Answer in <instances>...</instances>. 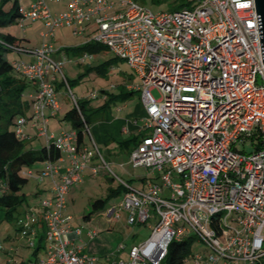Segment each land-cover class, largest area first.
Here are the masks:
<instances>
[{
    "label": "built area",
    "instance_id": "1",
    "mask_svg": "<svg viewBox=\"0 0 264 264\" xmlns=\"http://www.w3.org/2000/svg\"><path fill=\"white\" fill-rule=\"evenodd\" d=\"M60 1L66 4L61 11L51 12L47 0H32L18 12L22 26L25 20H42L44 29L35 59L13 62L14 72L34 85L25 95L30 115L15 119V135L28 139L30 126L44 139L48 153L52 145L59 151L41 169L21 171L51 182L50 195L40 199V215L27 208L15 220L30 246L38 237L36 226L45 228L43 255L37 253L27 263L97 260L75 245L82 229L73 227L66 209L70 187L82 180L81 171L89 167L94 176L99 163L91 159L104 160L93 139L91 146H78L77 130L55 134L48 128L59 109L58 73L76 105L62 64L50 56L54 49L48 39L60 26L81 34L85 25L94 23L91 38L124 60L140 79L127 88L140 93L150 132L130 150L129 163L158 179L145 188L119 180L125 189L119 206L128 213V223L147 221L150 211L158 219L150 234L129 248L127 259L109 264H159L169 242L187 230L213 249L214 261L222 256L225 264H264V83H257L258 78L264 82V46L254 0H189L190 6L156 12L135 0ZM82 133L90 134L86 122ZM246 144L254 150L240 149ZM107 216L121 217L114 205L107 207ZM85 234L92 239L97 232L89 228ZM192 258L194 264H207L201 254Z\"/></svg>",
    "mask_w": 264,
    "mask_h": 264
},
{
    "label": "rangeland",
    "instance_id": "2",
    "mask_svg": "<svg viewBox=\"0 0 264 264\" xmlns=\"http://www.w3.org/2000/svg\"><path fill=\"white\" fill-rule=\"evenodd\" d=\"M136 2L141 3L142 5L147 6L152 11H170L180 8L177 3H172L171 0H161L159 2H153V0H135ZM22 3H24L22 1ZM47 4L51 12L56 10H61L65 8L66 4L64 1H55L47 0ZM11 5V0L6 3V8ZM190 6V5H188ZM43 21L36 20L30 21L25 20L24 26L21 23L14 21L12 24L5 26L3 28L4 32H11L21 38L23 35H32L31 41L35 43L38 38L37 32L38 29L42 28ZM94 23H89L82 34L73 33L72 29L65 27H58L54 36L50 39V43L53 46V49L63 48L69 57H72L71 48L82 43L86 37L91 38L94 35L95 30ZM26 32H28L26 34ZM40 44L42 42V37L40 36ZM86 61L82 63H75V59L72 58L73 62H67L62 66V72L70 80L71 85L69 89L76 99L87 98L91 101L92 105H98L107 98L108 95L102 94V90H106V93H118L120 87L125 84L126 80L124 76L130 75L128 79L130 84L138 85L140 84V79L134 76L132 70L128 64L116 57L113 52L109 49L101 48L97 51H90L87 53ZM4 56L9 61H17L23 59L22 54L16 50H6L4 51ZM102 66L101 70H97L96 67ZM58 80L61 81L60 74H57ZM127 81V82H128ZM125 82V83H124ZM61 83V82H59ZM259 85H262L260 78H258ZM57 97L61 107L56 111L58 117L62 116L69 108L74 105L72 98L67 93L68 88L65 84H58ZM130 98L120 99L115 98V102L112 103L109 108L112 111L113 115L117 117L125 118L124 115L126 112L132 110L133 105L139 100L137 91ZM96 93V97H92L91 94ZM152 93L159 97V92L157 89H152ZM27 93H24V96ZM26 97V96H25ZM128 106L125 109V106ZM50 124L54 122L56 117H50ZM105 116H94L92 121L89 123L91 127V136L87 133L85 135V141L91 146L92 139L95 141V145L99 149L100 155L103 158L104 162L102 163L98 158H93V163L98 164V173L96 176L91 177L87 176L85 180L79 183H75L70 187V193L67 196V209L66 212L72 216L71 224L73 227H80L82 229L81 238L77 239L79 245H84L88 237L85 234L86 231L90 228L98 232L99 240H101L105 245L104 255L100 256L95 264H109V261L113 259H127V253L129 248L133 244H138V242L144 240L151 231V227L158 219V214L150 211V218L146 222L135 221L134 223H128L127 217L128 213L125 209H121L119 203L121 202L124 191L121 189L119 192H115V189H119V180H130L132 184L136 186L139 183L138 176H145L146 182L158 180L155 179V176L147 172L143 167H133L129 163V150L128 149H114L113 145L100 144L96 140L97 132H102L107 129L108 125L103 123ZM66 121V120H64ZM63 122V127H67V122ZM102 123L101 125H99ZM118 124V123H117ZM96 125L97 131H94V126ZM61 126V127H62ZM70 126V125H68ZM93 127V128H92ZM51 130V127H50ZM56 133L58 131H55ZM131 138L138 137V132L130 133ZM91 137V138H90ZM123 137V136H122ZM127 137V135H124ZM42 137L33 138L31 141L32 144L27 143L26 147L28 148H39L42 144ZM92 143V144H91ZM32 146V147H31ZM240 149H243L245 152H251L254 150L253 146L246 144L245 146H240ZM43 162H36L30 168H25L26 170L31 169L35 171L37 168L42 167ZM106 164L107 166H105ZM43 184L39 179L35 177H29L26 184L21 188V192L24 193L25 199L17 205L16 209L13 210V215L9 218L3 217L0 221V243L3 246V250L0 251V264H28L27 261L33 257V251L35 249L38 237L42 236L44 238L45 228H40L41 223L36 226L39 231L38 237L35 238V246H30L29 240L26 237L20 235L18 231L17 221H15L18 215L23 212L26 208H32L36 213H41V208L39 206L41 197L45 196L44 191L40 188ZM37 192V193H35ZM97 198H108V206L114 205L119 211L121 217L119 219L112 220L111 217L107 216V207L100 214H97L95 211H92V202ZM91 212L89 218H84L83 216ZM109 220V221H108ZM111 220V221H110ZM42 222V220H41ZM108 222V223H107ZM182 224V223H181ZM184 239L190 242V253L191 254H201L204 256V261L207 264H225V258H221L217 261H214L210 258L212 255L213 249L209 248L199 237L195 234L194 231L187 230ZM122 243L123 248L111 254V252L116 248V246ZM46 243L45 240H42V246L39 249V256H42L44 253V247ZM109 258V259H107ZM21 260L23 262L21 263ZM186 264H194L192 256L188 258ZM239 264H246L241 261Z\"/></svg>",
    "mask_w": 264,
    "mask_h": 264
},
{
    "label": "trees",
    "instance_id": "3",
    "mask_svg": "<svg viewBox=\"0 0 264 264\" xmlns=\"http://www.w3.org/2000/svg\"><path fill=\"white\" fill-rule=\"evenodd\" d=\"M9 0H0V208L5 210V218H9L13 215V210L24 199L25 195L21 192V188L27 183V176L22 175L21 171L25 168H30L36 162L44 161L47 157L57 158L59 151L51 146V150L48 153L43 146L32 149L26 147L27 142L17 138L15 135V119L21 115H30V103L23 99V94L29 86L30 82L26 79L20 78L14 72V64L4 56L6 50H16L17 48L24 46L16 42V37L10 32H4L2 29L5 26L12 24L14 21L20 22L19 12V0H11V5L6 8V3ZM161 0H153V2H159ZM172 3H177L179 7L190 5L189 0H171ZM108 47L96 40L89 39L83 45L75 46L71 48V51L87 52L97 51ZM20 52V51H19ZM102 66L96 67L99 71ZM67 83L70 86L71 82L66 77ZM61 83L64 84L63 81ZM118 93H106V90H102L107 98L104 102L98 105H92L91 101L87 98L76 99V105L74 104L64 114L63 119L68 120L71 127L77 130V144L83 142L82 126L84 122L90 123L92 117L100 116L105 113L109 106L115 102V98L125 99L130 97L135 90H126L124 86L120 87ZM137 137L122 139L120 141L123 149H128L129 153L133 146L137 143ZM147 177H142L145 179ZM129 184L136 188L134 184L127 180ZM150 182V181H149ZM137 185V184H136ZM124 187L119 185V189L115 192H119ZM108 198H97L92 202V211L100 214L106 209ZM91 212L84 215V218H89ZM42 236L38 237L33 256L39 253V249L42 246ZM193 254L190 253V242L184 239V236L173 239L169 242L166 255L160 261L159 264H186L188 258ZM264 262V260H262Z\"/></svg>",
    "mask_w": 264,
    "mask_h": 264
},
{
    "label": "crops",
    "instance_id": "4",
    "mask_svg": "<svg viewBox=\"0 0 264 264\" xmlns=\"http://www.w3.org/2000/svg\"><path fill=\"white\" fill-rule=\"evenodd\" d=\"M22 1L24 3H22ZM32 0H19V4L20 6H28V4L31 2ZM65 4V2H64ZM65 8L63 7L61 10H64ZM60 10V11H61ZM56 11H59V10H56ZM89 24V23H88ZM87 24V25H88ZM43 25V24H42ZM84 26V30L86 28V26ZM44 29V25L42 26L41 30L40 28L38 29V32H37V36L38 38L36 39L37 41L35 43H33L31 41V38L33 37L32 35H29L27 34L28 32H26L27 35H23L21 36V38L13 33H11L13 36H15L17 39H16V42L17 43H20V45L24 46L25 48H23L22 51H18L19 53L22 54V57H24L23 59H20V61H33L35 59V54H34V49L39 47L40 46V32ZM3 30V29H2ZM9 32V31H8ZM82 34V33H81ZM90 38L86 37L85 40L80 43L79 45H83L86 41H88ZM92 39V38H91ZM77 45V46H79ZM73 53L71 54L72 57H69V56H66L67 53L66 51L62 48H59V49H56V50H53L51 53H50V56L57 62L61 63L62 66L64 64H66L67 62H73L74 60L72 58L75 59V63H82V62H85L86 58L84 60L81 59L82 55L84 53H87V52H78V51H72ZM15 61V60H14ZM12 61V62H14ZM135 76V75H134ZM130 75H127V76H124V79L126 80L122 86H124V88L126 90H129L127 88V85H129V81L128 79H130ZM128 81V82H127ZM61 81L58 80V77L57 79L55 80V88L56 90L58 89V84H61L59 83ZM34 88V85L32 83H29V86L27 87L26 91L24 93H29V92H32ZM138 92V91H137ZM135 93V92H134ZM133 93V94H134ZM102 94H105V93H102ZM133 94L131 96H133ZM106 95V94H105ZM130 96V97H131ZM128 97V98H130ZM138 98L139 100L135 103V105H133V108L132 110L126 112V114L124 115L125 118H121V117H117L116 115H113L112 114V111H110V108H108L105 113H104V116H105V120L103 123H106L108 125L107 129H105V131H100V132H97L96 135V140L98 141V143L100 144H105V145H113V148L114 149H118L119 151L122 150L123 148L121 147V144H120V141L122 139H129L132 137V135L130 133H135V132H138V139L137 141L144 135H146L148 132H150V128H148L145 124H146V118H145V111H144V106H143V103L141 101V98H140V93H138ZM24 99L27 100V102H29V100L24 96ZM59 107L60 104H59ZM128 106L126 105L125 106V109H127ZM60 109V108H59ZM70 109V108H69ZM68 109V110H69ZM65 114V113H64ZM64 114L60 117L56 116L57 113L55 112V115L52 116V117H56V119L54 120V122H52V124H50V118H49V131L52 132V133H55V134H58L60 131L62 130H70V129H73L70 125L69 122H67L68 120L66 119H63L64 117ZM66 120V121H64ZM64 121L66 124H67V127H63V122ZM118 123V124H117ZM102 123H100L99 125H101ZM70 125V126H68ZM62 126V127H61ZM50 127H51V130H50ZM93 128V127H92ZM95 130L94 131H97L96 129V125L94 126ZM55 131H58L57 133ZM27 132L30 134V137L28 139H26L25 141L29 144H32L31 141L33 140V138H36V136L34 135V130L28 126L27 127ZM90 132H91V127H90ZM85 135H83V144H87L89 146V143H87L85 141ZM91 136V133L89 134ZM124 135H127V137H124ZM123 136V137H122ZM92 137V136H91ZM90 137V138H91ZM93 139V138H91ZM43 142L41 144V146H43L44 144V139L42 138ZM95 140V139H94ZM93 140V141H94ZM95 142V141H94ZM92 144V143H91ZM40 146V147H41ZM32 147V146H31ZM32 149H37V148H32ZM43 162V166H44V161ZM93 158L91 159L90 163H93ZM42 166V167H43ZM42 167L40 168H37L36 170L38 169H41ZM148 172V171H147ZM81 174H82V180H85L87 178V176H91V177H94L96 175H92L91 172H90V168L89 167H85L82 171H81ZM152 175V174H151ZM155 176V175H153ZM142 177H145V176H138L137 179H139V183L136 185V187H139V188H145L147 186V184L149 183L148 181L146 182V178L145 179H141ZM155 179H156V176H155ZM41 183L43 184V186L40 188V191L43 190L44 192V195L47 196V195H50L51 193V182H50V179L49 178H45L43 181H41ZM79 183V182H78ZM37 193V192H35ZM70 193V191H69ZM68 193V195H69ZM108 206V205H107ZM27 208L25 207V209L23 210V212L26 210ZM21 212V213H23ZM20 213V214H21ZM19 214V215H20ZM18 215V216H19ZM5 217V210L3 208H0V221L1 219ZM84 217V216H83ZM112 220H115V219H112ZM109 221V220H108ZM111 221V220H110ZM146 222V221H145ZM108 223V222H107ZM97 235H98V232H97ZM95 236L94 238L92 239H87V241L85 242L84 241V245H82V252L88 254V255H91V256H95L97 259L104 255V243L99 240V235L98 236ZM81 238V237H80ZM82 240V238L80 239ZM141 242V241H140ZM139 243V242H138ZM137 244V243H136ZM75 245H79L77 240L75 241ZM122 245V243L119 242V244L116 246V248L111 252V254H115V252H118V247ZM132 246V245H131ZM122 248H123V245H122ZM121 248V249H122ZM119 249V251L121 250ZM127 257H128V253H127ZM109 259V258H107ZM98 260H96L97 262ZM95 262V263H96ZM94 263V264H95Z\"/></svg>",
    "mask_w": 264,
    "mask_h": 264
},
{
    "label": "water",
    "instance_id": "5",
    "mask_svg": "<svg viewBox=\"0 0 264 264\" xmlns=\"http://www.w3.org/2000/svg\"><path fill=\"white\" fill-rule=\"evenodd\" d=\"M256 12L259 15L260 20V32H261V46H264V0H254Z\"/></svg>",
    "mask_w": 264,
    "mask_h": 264
}]
</instances>
